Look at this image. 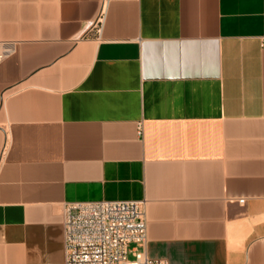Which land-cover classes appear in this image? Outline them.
Returning a JSON list of instances; mask_svg holds the SVG:
<instances>
[{"label": "crops", "instance_id": "crops-1", "mask_svg": "<svg viewBox=\"0 0 264 264\" xmlns=\"http://www.w3.org/2000/svg\"><path fill=\"white\" fill-rule=\"evenodd\" d=\"M99 1L0 0V264L121 199L150 258L264 264V0H109L94 36Z\"/></svg>", "mask_w": 264, "mask_h": 264}, {"label": "built area", "instance_id": "built-area-1", "mask_svg": "<svg viewBox=\"0 0 264 264\" xmlns=\"http://www.w3.org/2000/svg\"><path fill=\"white\" fill-rule=\"evenodd\" d=\"M108 1H99L96 19L89 27L94 36L101 32ZM13 52V44L0 42V63ZM244 201L238 200L240 204ZM62 216L64 264H168L166 259L150 258L143 248L128 249L131 243L143 246L147 239L144 200L69 202Z\"/></svg>", "mask_w": 264, "mask_h": 264}, {"label": "rangeland", "instance_id": "rangeland-1", "mask_svg": "<svg viewBox=\"0 0 264 264\" xmlns=\"http://www.w3.org/2000/svg\"><path fill=\"white\" fill-rule=\"evenodd\" d=\"M133 246H136V244H133V243L129 244L128 249H131ZM128 257H129L130 259H132V255H131L130 252L128 253Z\"/></svg>", "mask_w": 264, "mask_h": 264}]
</instances>
